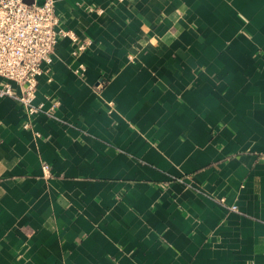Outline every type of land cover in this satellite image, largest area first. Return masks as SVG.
<instances>
[{
    "label": "crops",
    "instance_id": "1",
    "mask_svg": "<svg viewBox=\"0 0 264 264\" xmlns=\"http://www.w3.org/2000/svg\"><path fill=\"white\" fill-rule=\"evenodd\" d=\"M54 12L43 110L0 96V264H264V0Z\"/></svg>",
    "mask_w": 264,
    "mask_h": 264
},
{
    "label": "built area",
    "instance_id": "2",
    "mask_svg": "<svg viewBox=\"0 0 264 264\" xmlns=\"http://www.w3.org/2000/svg\"><path fill=\"white\" fill-rule=\"evenodd\" d=\"M57 27L54 0H42L40 5L35 0H0V96L15 98L28 115L43 110L42 104L33 102L37 78L52 62L58 38L67 35L76 41L72 33ZM86 44H76L71 54L77 56ZM83 70L79 64L74 72Z\"/></svg>",
    "mask_w": 264,
    "mask_h": 264
},
{
    "label": "water",
    "instance_id": "3",
    "mask_svg": "<svg viewBox=\"0 0 264 264\" xmlns=\"http://www.w3.org/2000/svg\"><path fill=\"white\" fill-rule=\"evenodd\" d=\"M24 2H26V3H31V2H33L34 0H23ZM35 3L37 4V5H40L41 3H42V0H35Z\"/></svg>",
    "mask_w": 264,
    "mask_h": 264
}]
</instances>
